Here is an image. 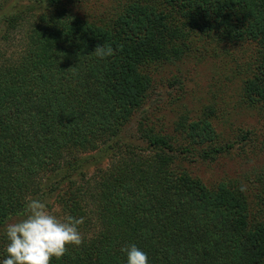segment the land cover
<instances>
[{
	"label": "trees",
	"instance_id": "obj_1",
	"mask_svg": "<svg viewBox=\"0 0 264 264\" xmlns=\"http://www.w3.org/2000/svg\"><path fill=\"white\" fill-rule=\"evenodd\" d=\"M73 1L2 17L23 36L14 53L0 46V225L26 198L56 192L58 215L84 218L83 243L50 264H126L121 248L133 244L148 264H264V182L251 198L242 179L210 185L184 164L232 148L218 142L214 106L179 112L170 132L141 116L139 143L119 142L145 111L151 70L186 57L196 35L249 45L240 99L264 107V0H125L98 19ZM102 44L115 55L96 57ZM93 151L110 162L86 175L78 155ZM7 242L0 235V264Z\"/></svg>",
	"mask_w": 264,
	"mask_h": 264
},
{
	"label": "rangeland",
	"instance_id": "obj_2",
	"mask_svg": "<svg viewBox=\"0 0 264 264\" xmlns=\"http://www.w3.org/2000/svg\"><path fill=\"white\" fill-rule=\"evenodd\" d=\"M36 1L5 2L6 14L0 12V46L6 53L11 54L18 50L23 32L17 28L9 29L2 17L8 12H18L21 9L25 11V15L31 11L39 12L41 9L37 5L34 6ZM124 1L75 0L71 8L80 16L98 19L109 15L114 11L115 5L117 9ZM248 47L247 44L241 46L217 44L210 37L196 35L186 57L180 61L156 66L151 70L154 89L151 96L147 97L145 111L140 115L136 114L131 123L123 129L121 135L124 138H120L119 142L139 143L135 140L134 130L138 126L135 121L141 116L148 117L145 126H155L158 132H170L172 121L179 112L189 109L190 115L194 116L207 105H212L218 113L214 123L219 134V144L230 142L233 146L212 161L192 163L185 161L184 164L193 174L200 176L210 185L224 179L232 181L242 179L250 190L251 198H255L254 193L258 191L261 182H264V177H260L264 175V107H248L240 99L239 85L248 65L247 56L243 51L248 54ZM176 97L179 99L174 100ZM78 157L82 161L79 171H84L86 175L95 168L106 167L111 158L109 152L102 151L82 153ZM72 177L79 179L76 174ZM55 193L35 198L45 201L50 211L57 214ZM22 218L14 217L0 225V235L5 234L7 224Z\"/></svg>",
	"mask_w": 264,
	"mask_h": 264
},
{
	"label": "clouds",
	"instance_id": "obj_3",
	"mask_svg": "<svg viewBox=\"0 0 264 264\" xmlns=\"http://www.w3.org/2000/svg\"><path fill=\"white\" fill-rule=\"evenodd\" d=\"M111 45H97L92 53L100 59L115 55ZM247 190L242 184L239 191ZM22 219L7 224L6 253L2 264H50L53 257L62 258L68 251V246L79 247L83 237L79 226L84 218L63 215L50 211L48 204L36 198H26ZM127 257L126 264H148L145 252L134 244L122 247Z\"/></svg>",
	"mask_w": 264,
	"mask_h": 264
}]
</instances>
